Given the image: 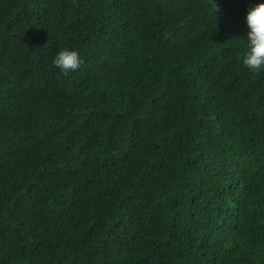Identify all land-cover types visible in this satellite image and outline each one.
<instances>
[{"label":"trees","instance_id":"16d2710c","mask_svg":"<svg viewBox=\"0 0 264 264\" xmlns=\"http://www.w3.org/2000/svg\"><path fill=\"white\" fill-rule=\"evenodd\" d=\"M213 2L0 0V264H264V0Z\"/></svg>","mask_w":264,"mask_h":264},{"label":"clouds","instance_id":"9594fccd","mask_svg":"<svg viewBox=\"0 0 264 264\" xmlns=\"http://www.w3.org/2000/svg\"><path fill=\"white\" fill-rule=\"evenodd\" d=\"M215 15L220 11L219 5L212 4ZM247 27V51L243 56V64L250 71L260 73L264 71V2L251 6L246 15ZM84 60L76 49L64 47L54 56L52 64L60 70L64 76L74 72L83 65Z\"/></svg>","mask_w":264,"mask_h":264}]
</instances>
